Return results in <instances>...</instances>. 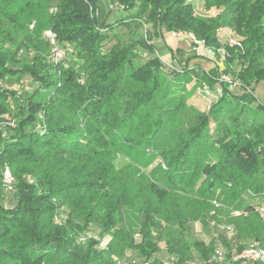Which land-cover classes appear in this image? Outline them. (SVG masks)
Here are the masks:
<instances>
[{"label": "trees", "instance_id": "obj_1", "mask_svg": "<svg viewBox=\"0 0 264 264\" xmlns=\"http://www.w3.org/2000/svg\"><path fill=\"white\" fill-rule=\"evenodd\" d=\"M36 1L55 9L45 27L59 44L72 46L75 59L63 69L37 55L25 70L47 96L35 97L38 90L29 94L15 130L0 140V183L1 169L7 165L16 197L12 209L0 203V264H105L96 253L97 242L89 240L81 247L77 236L94 223L113 241L131 246V232L124 223L127 212L134 214L140 228L141 242L135 248L149 264H161L154 258L161 240L174 258L172 264H188V246L201 263L214 264L209 262L212 249L191 237L189 222L194 216L182 210L183 198L177 195L200 190L212 199L219 190L232 202L247 191L264 190V105L248 102L251 83L264 85V0H203L205 11L219 10L213 18L196 15L191 0L121 1L127 12L136 11L133 17L145 14L160 38L164 33L190 34L215 54L220 26L242 38L243 49L225 47L221 63L224 71L238 66L235 80L241 81L244 93H229L222 76L221 97L211 114L193 127L185 126L186 138L174 143L160 139L163 117L185 108L181 94L190 79L188 69L181 65L167 78L155 56L134 68L137 48L152 55L151 39L120 45L113 32L129 22L123 18L106 23L110 0ZM25 6L24 17L37 24L34 6ZM110 38L115 44L103 51L102 44ZM8 60V55L0 57V78L9 72ZM10 95L0 92V125L13 119L5 115ZM211 115L217 117L214 136L208 129ZM46 162L54 166L43 167ZM63 205L83 221L58 225L55 214ZM243 208L246 213L255 211L253 205L244 203ZM238 233L251 235L264 247V224L238 228ZM232 257L226 248L224 264H247Z\"/></svg>", "mask_w": 264, "mask_h": 264}, {"label": "rangeland", "instance_id": "obj_2", "mask_svg": "<svg viewBox=\"0 0 264 264\" xmlns=\"http://www.w3.org/2000/svg\"><path fill=\"white\" fill-rule=\"evenodd\" d=\"M121 1L126 2V0H110L112 7L108 11L106 19L107 24H112L120 19L127 18L128 25L126 27H119L113 32L117 36L119 44L122 46H132L135 43L150 38L153 45L152 55L141 48L136 49L137 57L133 61V67L136 68L147 62L152 56H155L160 62V72L167 78L172 76V72L180 71L181 65L189 71V82L184 86V92L182 93L184 95L181 94V97L185 100V108L178 111L173 110L167 117H163V135L160 139L164 142L174 143L177 139L186 138L183 134L185 126L189 125L193 127L203 116L211 114L210 108L221 97L222 91L218 80L222 76L228 83L229 93L234 96H241L244 93L241 81L239 79L235 80L239 72L238 66L234 64L228 71H224L226 68L221 63V60L225 57V47L243 49L242 38L230 27L222 25L217 28L215 37L220 47L216 52L217 54H215L210 48L196 41L190 34L183 32L164 33L161 38L158 34L154 35L155 29L152 23L146 21L145 14L138 19L133 17L136 11L127 12L120 5L122 4ZM36 2V0H0V57L8 55L9 58L8 65H6L9 72H6L0 78V92L6 91L8 94H13L9 97L8 113L5 114L9 117L13 116V119L11 126L4 125L3 123L0 125V140L2 137L10 136L15 130L16 123L20 117L19 110L22 109L24 100L29 94L38 90L35 97L46 98L47 96L45 91L40 88L39 83L35 81L33 75L25 71L26 68L32 67L33 58L38 55L47 64L57 65L63 69H67L70 66V60L75 59L73 57L74 50L72 46L67 43H60V45L55 35L56 43L61 46L62 50H66V52L64 53L65 55L56 61V64L51 62L53 57L52 47L45 36V33L49 31L45 25L55 9H46L43 4H37ZM51 2L55 1L51 0ZM191 2L193 3L194 12L199 17L213 18L219 12L217 9L205 11L203 0H191ZM26 3L34 6L32 11L34 12L37 24H40L38 30H36L35 26L37 24H35L34 19H32V22H29V17H24ZM133 19L134 21H132ZM115 42L116 39H107L102 44L103 51H107ZM218 56L220 57L219 59ZM78 80L79 83H82V79ZM249 88L251 89H249L251 100H248V102L252 103L251 106L254 107L256 104L264 105L263 83H251ZM251 108L250 110L253 109ZM250 114L255 115L256 118L262 116L261 113ZM216 121L217 117L211 115L208 121V129L209 134H212V136H214ZM211 158L214 159V156L211 155ZM121 162V158L118 157L116 163L120 164ZM42 166L52 167L54 166V162H46ZM42 166H39L40 169L38 171H42ZM28 169L34 170L32 167ZM27 182L32 184L34 182L33 177L28 176ZM177 198H183L182 206L185 205V208H181L183 211H190L191 215L193 213L194 219L190 218L189 222L192 227L191 237L212 249L210 258L216 249H221L225 253L226 248H229L232 255L237 254L238 247H245L253 241L251 235L245 238L242 236V233L239 234L238 228L243 229L244 226L250 229L256 228L262 223L256 212L253 214L246 213L243 204L245 203L246 206L253 205L254 208L264 205V190L260 194L247 191L242 194L240 199H234L232 202L227 196L221 194L219 190L215 192V198L212 199L200 194V190L199 192H189L185 195L178 193ZM15 201L14 189L12 194H8L5 192L1 182L0 203L3 208L12 209ZM240 201L242 205L236 206ZM189 206L191 210L188 209ZM57 210L55 222L58 225L64 226L68 221L73 224L83 221L81 215H70L69 210L64 205L58 206ZM126 215L124 223L125 228L131 232L130 241L132 240L133 242L131 246L124 240L120 242L119 240L113 241L110 234H102L94 223L88 224L85 232L78 234L76 239L77 244L83 247L89 240L96 241V253L101 256V260L105 264L109 262L111 264H149L148 261H145L138 255L135 248L141 242L138 221L134 219L133 213L127 212ZM226 227L233 228L232 234L222 229ZM161 241L157 244L160 252L154 258L161 264H172L174 258L167 254L164 240ZM187 256L189 258L188 264H203L200 262L198 253L192 247L188 246Z\"/></svg>", "mask_w": 264, "mask_h": 264}, {"label": "built area", "instance_id": "obj_3", "mask_svg": "<svg viewBox=\"0 0 264 264\" xmlns=\"http://www.w3.org/2000/svg\"><path fill=\"white\" fill-rule=\"evenodd\" d=\"M47 40L50 42V46L52 47V61L53 63H57L66 50H62L61 47L56 43L55 34L52 31H47L45 33ZM233 44V42H231ZM11 126V122L7 124ZM1 182L4 186L5 192L8 194L13 193V177L7 165H4L1 169ZM256 214L258 215L260 221L264 224V205L259 208H255ZM227 233L232 234L233 228L226 227L222 228ZM224 252L221 249H216L213 251V254L209 260L210 263L214 264H224ZM233 261H241L247 264H264V247H261L258 242L252 241L247 246H245L240 253L233 255Z\"/></svg>", "mask_w": 264, "mask_h": 264}]
</instances>
